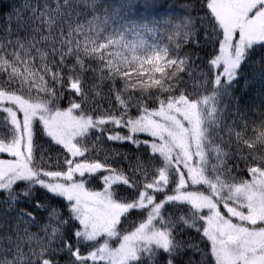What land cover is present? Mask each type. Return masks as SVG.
<instances>
[{"label":"snow or ice","instance_id":"6c2138e0","mask_svg":"<svg viewBox=\"0 0 264 264\" xmlns=\"http://www.w3.org/2000/svg\"><path fill=\"white\" fill-rule=\"evenodd\" d=\"M136 6L137 0L121 5L128 12ZM139 6L153 8L157 0ZM108 7L103 0L94 8L86 0H19L0 14L5 20L0 27V154L11 156L0 159V264H61L62 258L64 264H264V132L253 140L237 132L233 147L228 129L226 146L251 180L236 182L238 164L207 167L205 155V141L224 139L228 105L240 115L244 97L235 93L243 89L246 94L251 87L245 68L250 61L264 65V54L256 56L257 48L264 49V0H202L204 18L184 8L181 44L147 56L162 76L153 82L159 95H145L143 82L131 81L128 69L135 70L141 57L105 60L104 51L114 41L99 43L102 34L83 48L73 39L87 38V17L107 13ZM94 63L103 65L99 75ZM25 73L31 77L27 87ZM46 77L52 86L38 88L33 96L35 80ZM89 79L100 83L89 86ZM188 80L194 82L192 91ZM118 82L123 88L116 87ZM101 86L118 107L111 102L100 107L96 97H107L94 89ZM60 90L77 98L66 109L56 106ZM150 104L158 106L150 111ZM132 109L139 115L131 116ZM142 133L149 139H138ZM41 137L47 138V150L37 143ZM101 137L133 145V154L98 147ZM101 152L103 161L90 159ZM101 172L108 173L100 175L103 191L89 190V177ZM204 186L207 193L200 190ZM38 193L46 198L37 199ZM21 203L46 211L52 222L42 229L49 236L42 251L23 252L34 239L24 225L35 223V214ZM133 211L140 222L121 236L122 223ZM110 238L119 241L118 247Z\"/></svg>","mask_w":264,"mask_h":264},{"label":"trees","instance_id":"16d2710c","mask_svg":"<svg viewBox=\"0 0 264 264\" xmlns=\"http://www.w3.org/2000/svg\"><path fill=\"white\" fill-rule=\"evenodd\" d=\"M19 0H0V14L7 10V6L10 4H17ZM100 2V0H86V4L90 8L95 7V3ZM125 0H103V3L108 5L107 13L104 12H97L93 15H89L87 19L91 22L90 24L84 25V32L88 33V37L85 38L84 35H75L73 37L76 40L81 48L85 44H91L92 40L98 39V34H102L103 38H99V43H107L108 39H112L114 42L109 45L107 50L104 51L105 60H112L110 52V48H116L120 46V43L127 41L126 38L129 37L130 32L132 29L141 28L139 26L143 25V27H148L151 29L154 43L160 48L163 53L165 49H168L169 52L178 45L181 44L182 34L185 31L183 26L180 23V18L183 15V9L188 8L189 11H192L194 16H199L200 18H204L205 13L202 10V0H157V6L153 8H142L139 5L143 3V0H137V6L132 12H128L127 9L122 8L121 5L124 3ZM167 21V23H165ZM83 23V22H82ZM5 24V20L3 16L0 15V27ZM133 24L137 25V27H133ZM75 28L76 25H73ZM118 30L122 32L123 35L113 33ZM118 41V42H116ZM117 45L113 47L114 44ZM0 46H3V41L0 40ZM190 49L185 48L184 51H189ZM218 54V49L216 51ZM264 54V49L257 48L256 56H260ZM0 55H4L0 53ZM201 56H204V52H200ZM125 58L127 60H131L133 55L130 52L125 53ZM135 56V55H134ZM83 58V57H82ZM113 61H117L113 59ZM88 61L86 60V64ZM137 67L135 70L129 68L128 71L130 72L131 81L137 83L138 85L143 82L145 85V95L151 93H158L156 87L153 86V82L158 79H162L160 73L155 71V67L150 65L145 60L141 59L137 61ZM252 66L246 67L244 70L245 76L249 78V82L251 87L248 89L247 93H244L243 89H238L235 95H243L244 102L240 106V115H233L232 114V105H228V115L224 117L223 123L227 126L223 128L222 135L224 139H217L215 143H212L211 140L205 141V155L207 158V167H211L215 165L217 168L223 169L225 166L228 168H233L238 164V169L233 173L237 177L238 182L240 179L249 180L251 174L247 171H241L240 169L244 168V165L238 161H235L230 154V149L226 146V143L229 139L228 129H232L231 133V140L233 142V147L235 146V134L239 132L243 139L253 140L255 139L260 132H264V77L261 76V73H264V65L259 63H254L252 61L249 62ZM165 61L161 59L159 61V66H164ZM124 65H121L123 67ZM93 68L97 69V75H99L98 69L103 67V65L92 64ZM171 69L165 67V72H169ZM215 72L216 70L213 69ZM137 73L140 75L138 76ZM89 77H92V73L87 74ZM25 76L28 79L25 80V86L29 85V79H31L29 73H25ZM187 80V77H185ZM99 80L89 79L88 84L91 86L92 84H99ZM189 85V91H192L193 81H187ZM45 85L51 87V81L46 77L44 81L39 79L35 80V86H33L32 95H37V89L43 88ZM123 83L118 82L116 87L123 88ZM57 89H59V85H56ZM68 87L65 84V89ZM183 88L184 85H181ZM95 92H99L101 96L107 97V87L101 86L94 89ZM139 92V89L133 90V93L136 94ZM17 94H21L17 92ZM200 96L203 95H211V92H204L199 91L197 93ZM41 99H47L43 92L39 93ZM27 98V95L25 96ZM126 98V95H125ZM160 98H163L162 95ZM74 99H77L72 92L60 90L59 91V100L57 101V107L61 109H66L70 106V102ZM97 102L99 103L102 109H106L109 107V103L113 106L118 107V102L115 100V96L107 97L106 99L101 100L100 97H96ZM78 102V100H77ZM227 103V101H226ZM212 102H209V108L211 107ZM156 104H150L149 110L151 111L152 108L157 107ZM221 105L217 104V107ZM130 115L135 117L139 115V113L132 109L130 111ZM40 126V125H37ZM109 128L112 126L109 125ZM98 130L96 135H98ZM109 133H105V136ZM123 134V133H122ZM89 140H94L95 135H89ZM101 142L98 144V147L102 149H115L116 151L124 153L127 155H132L134 151V146L131 144H116L107 141L104 137H101ZM138 139L145 140L144 135L139 134ZM38 144L42 145L45 150L48 149L49 145L47 143L46 137H41L38 141ZM226 152H229V155H225ZM56 152H48V155L55 156ZM3 156L4 154H0ZM106 153L101 152L98 157H90V159L99 158L101 161L105 159ZM256 155H260V152L257 151ZM111 163V160H109ZM115 167V165H112ZM106 172H101L99 175L93 177H89V183L86 184V187L92 191H99L103 186L102 179H100V175H107ZM77 178H79L77 176ZM223 179V177H222ZM20 187L22 188L23 185L21 184ZM119 190L123 191L124 186L119 185ZM201 191H205L207 193L206 186L200 188ZM168 193H172L169 191ZM167 193V194H168ZM124 195H127V192H123ZM37 199H45V195L42 193L37 194ZM57 207H60V200L52 201ZM21 208L28 207L30 210L34 211L35 214V223L27 222L24 227L27 228V231L31 234H34V239L31 241L30 244H25L23 247V252L27 254L30 250L39 252L42 251V245H49V236L48 234L43 231L42 229L46 224L52 225V222L48 220V213L46 211H40L38 209L31 208L30 204L21 203L18 205ZM222 206V205H221ZM4 205L0 203V212ZM221 208V207H220ZM135 222V225H134ZM140 222L139 214L136 211H133L126 221L122 223L120 228L121 236L123 234H127L134 229V226H138ZM191 222V221H189ZM190 236L193 238L194 241L198 240V235L195 231L190 233ZM111 246L115 247L119 241H115L114 239L110 238ZM103 243V241H101ZM204 247V245H201ZM82 251L86 252L87 249H82ZM0 255H3L2 246H0ZM10 259V257H9ZM61 264H64V259H61ZM100 264H106V262H100Z\"/></svg>","mask_w":264,"mask_h":264},{"label":"rangeland","instance_id":"374dc122","mask_svg":"<svg viewBox=\"0 0 264 264\" xmlns=\"http://www.w3.org/2000/svg\"><path fill=\"white\" fill-rule=\"evenodd\" d=\"M129 35L130 36L126 38L127 41L120 43V46L116 48H110L111 49L110 55H111L112 60L113 59L115 60L124 59L125 53L130 52L133 56L134 55L139 56L141 57V59L147 62V56L151 55L153 51H159V52L162 51L154 43L155 40H154L152 31L148 27L132 29ZM116 45L117 43L114 44L113 47H115ZM22 115H23L22 113H18V117L21 119H22ZM141 135H144V139H149V136L147 133H142ZM0 159H11V156L10 154L4 153L3 156L0 155ZM251 179H252V176L250 177L249 180ZM103 189L104 187L99 191H103ZM189 190H194V189L190 188ZM168 194L171 195L173 193H168ZM160 198L162 199L163 197L161 196ZM220 210L222 213L227 215V211L226 209L223 208V205L221 206ZM234 222H237V221L234 219ZM132 231H134V229ZM118 244L115 247H118Z\"/></svg>","mask_w":264,"mask_h":264}]
</instances>
